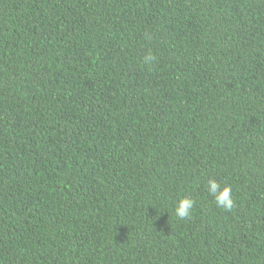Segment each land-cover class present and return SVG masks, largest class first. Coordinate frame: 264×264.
Wrapping results in <instances>:
<instances>
[{
	"label": "trees",
	"instance_id": "obj_1",
	"mask_svg": "<svg viewBox=\"0 0 264 264\" xmlns=\"http://www.w3.org/2000/svg\"><path fill=\"white\" fill-rule=\"evenodd\" d=\"M0 264H264V0H0Z\"/></svg>",
	"mask_w": 264,
	"mask_h": 264
},
{
	"label": "clouds",
	"instance_id": "obj_2",
	"mask_svg": "<svg viewBox=\"0 0 264 264\" xmlns=\"http://www.w3.org/2000/svg\"><path fill=\"white\" fill-rule=\"evenodd\" d=\"M154 56L149 53L145 57V62H151ZM208 192L214 197L216 206L226 211H230L234 207V201L231 196V188L221 186L214 180L208 181ZM195 206V201L189 198H182L175 208V215L178 219H185L191 215V210Z\"/></svg>",
	"mask_w": 264,
	"mask_h": 264
}]
</instances>
